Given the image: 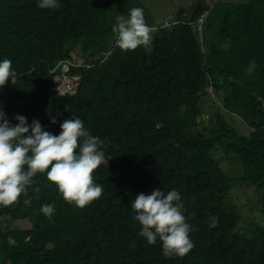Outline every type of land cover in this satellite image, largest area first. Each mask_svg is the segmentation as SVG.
Returning a JSON list of instances; mask_svg holds the SVG:
<instances>
[{
    "label": "trees",
    "instance_id": "16d2710c",
    "mask_svg": "<svg viewBox=\"0 0 264 264\" xmlns=\"http://www.w3.org/2000/svg\"><path fill=\"white\" fill-rule=\"evenodd\" d=\"M38 2L0 0V61L10 59L17 73L16 85L0 88V108L13 125L19 114L55 135L64 120H83L104 141L93 173L103 194L80 208L38 173L27 196L0 205V264H264V226L244 229L229 201L233 186L246 183L264 212V0H194L152 30L151 53L121 50L112 31L132 8L147 17L141 0H58V9ZM74 52L80 63L70 73L80 78L61 96L59 64ZM218 149L239 160L236 175ZM156 188L182 197L195 245L184 257L166 258L159 239L150 245L139 234L131 203ZM46 204L51 218L41 212Z\"/></svg>",
    "mask_w": 264,
    "mask_h": 264
},
{
    "label": "clouds",
    "instance_id": "9594fccd",
    "mask_svg": "<svg viewBox=\"0 0 264 264\" xmlns=\"http://www.w3.org/2000/svg\"><path fill=\"white\" fill-rule=\"evenodd\" d=\"M38 7L58 9V0H39ZM112 31L117 34L116 44L121 50H135L143 46L152 51V28L146 24L143 9L129 10L128 17H117ZM170 22H167V26ZM155 27L154 29H156ZM227 47V45H225ZM256 61H251L248 73L254 71ZM11 83L16 85L17 73L10 59L0 61V88ZM13 125L0 108V205L8 207L18 203L22 195L36 183L38 173H46L47 179L58 186L63 199L84 208L103 194V187L94 182V171L104 162L105 153L99 137L86 130L78 116L60 124L59 135L44 130L39 120L28 123L27 117L17 114ZM53 117L51 123L55 124ZM50 169V170H49ZM37 198L40 189H34ZM30 204V200H25ZM141 227L140 235L150 245L159 239L163 255L184 257L194 248L189 233L192 225L187 222L182 197L175 189L165 192L156 188L151 194L141 192L131 203ZM54 206L46 204L41 212L48 218L54 215ZM195 214L193 213L192 216Z\"/></svg>",
    "mask_w": 264,
    "mask_h": 264
},
{
    "label": "rangeland",
    "instance_id": "374dc122",
    "mask_svg": "<svg viewBox=\"0 0 264 264\" xmlns=\"http://www.w3.org/2000/svg\"><path fill=\"white\" fill-rule=\"evenodd\" d=\"M143 4L147 7V17L145 18V22H153L154 26H152V30L157 25H162L163 23L167 26L166 20L174 19L177 12L180 8H184L188 10L191 7V4L194 0H141ZM241 1V0H234ZM210 2V1H209ZM152 33V32H151ZM79 51H77L78 53ZM77 53L74 52L73 55L75 59L77 57ZM215 94H213V98L206 99V105L213 104V101H216ZM218 111V110H216ZM207 114L205 113V118ZM233 124H235L238 130L242 134H247L248 125L244 122L240 123V119L236 115H227V117ZM216 157L220 159L221 166L224 170L231 176H234L238 173V166L240 171V162L238 159L232 160L230 157L226 156L222 149H218L215 151ZM236 158V157H235ZM239 163V164H238ZM229 201L236 206L238 211L242 215V227L244 229L253 228L256 225L264 226V212L262 211V204L260 203V194L256 191L253 186H249L246 183H237V185L233 186ZM22 227L28 226V222L24 221L21 223ZM11 242L14 241L12 237H10ZM1 244V243H0ZM2 258H0L1 263Z\"/></svg>",
    "mask_w": 264,
    "mask_h": 264
},
{
    "label": "built area",
    "instance_id": "2783aa9c",
    "mask_svg": "<svg viewBox=\"0 0 264 264\" xmlns=\"http://www.w3.org/2000/svg\"><path fill=\"white\" fill-rule=\"evenodd\" d=\"M61 74L57 79L62 81V84L57 88L59 95L65 96L69 93H72L75 89V81L78 77L71 75V66L73 62L70 60H65L60 62Z\"/></svg>",
    "mask_w": 264,
    "mask_h": 264
},
{
    "label": "bare ground",
    "instance_id": "6f19581e",
    "mask_svg": "<svg viewBox=\"0 0 264 264\" xmlns=\"http://www.w3.org/2000/svg\"><path fill=\"white\" fill-rule=\"evenodd\" d=\"M75 58H72V59H66V60H70V61H72L73 62V64H77L78 65V63H80V61H78V60H74ZM63 61H65V60H63ZM62 62V61H61ZM73 66V65H72ZM71 66V67H72ZM76 77H78L77 79H76V81H75V89H76V86H77V83H78V81H79V78H80V76L78 75V74H76L75 75ZM56 80H57V82H59L58 83V86H57V88L62 84V81L61 80H59V79H57L56 78ZM75 89H74V91H75ZM212 89V88H211ZM73 91V92H74ZM213 92V91H212ZM215 98H217V96L215 95Z\"/></svg>",
    "mask_w": 264,
    "mask_h": 264
}]
</instances>
